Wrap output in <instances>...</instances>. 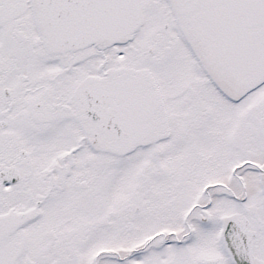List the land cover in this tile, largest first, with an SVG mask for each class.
<instances>
[{
    "label": "snow or ice",
    "instance_id": "obj_1",
    "mask_svg": "<svg viewBox=\"0 0 264 264\" xmlns=\"http://www.w3.org/2000/svg\"><path fill=\"white\" fill-rule=\"evenodd\" d=\"M0 264H264V0H0Z\"/></svg>",
    "mask_w": 264,
    "mask_h": 264
}]
</instances>
